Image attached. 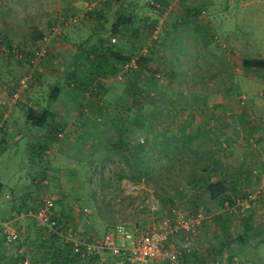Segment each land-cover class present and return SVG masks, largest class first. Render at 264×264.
<instances>
[{
  "label": "rangeland",
  "instance_id": "374dc122",
  "mask_svg": "<svg viewBox=\"0 0 264 264\" xmlns=\"http://www.w3.org/2000/svg\"><path fill=\"white\" fill-rule=\"evenodd\" d=\"M125 1L127 8L124 14L127 18L131 16L132 21L127 29L122 27L121 32L110 37H116L118 42L115 47V51L118 50V54H110L111 64H130V62L126 63L122 59L124 54H121L123 51H130L133 57L131 59L134 60H137L141 54L147 56H151V53L155 54L157 42L158 45L163 47L164 42L168 39L166 34L169 29L175 30L173 33L177 35L176 40L178 39L179 41L177 46L179 49L184 47L185 51L181 53L180 50V55L171 56L172 49L166 46V49H169H167L168 52L166 50L164 52L167 60L162 62L159 59L157 61L154 56L147 70L140 75L136 74L137 76L135 77L131 75V69H125V66L116 67L118 71L114 75L102 78L101 82L106 86L104 103H97L99 100H95L97 105L92 115L84 118L77 116V114H70L67 118L57 116L56 118L58 119L56 121L61 125L69 123L67 122L68 119L71 122L75 121L69 123L70 126L71 124L73 126L77 119H83L91 125V129L86 131L85 134L81 131L79 132L80 137L79 133H77L75 141H72L73 147H70L72 144H68L70 140L68 136L72 135L69 133L70 126L68 125L67 128L64 127V132H61L58 138H55V141H50L51 147L48 148V153L41 161L33 162L31 161L32 157L27 158L26 164H24L27 167L25 173L23 171L24 154L26 153L25 141L20 142L19 148L18 146H11L8 147L6 152L0 154V182L5 185L6 191H11L17 185H20V198L25 201V198L31 197V201L27 202L31 206H35L36 203L38 204L43 200L51 199L56 204L60 221L64 227L72 229L73 232L80 236L93 238L94 240L102 238L105 233L111 234L118 224H127L132 228L141 226L147 230L156 227L164 218H169V216L173 218L185 217L188 214L183 213L184 209H191V205H189L190 199L188 196L183 197V195L193 194V189L198 187L196 186L198 185L197 183L191 184L190 182L198 179L201 175V172L193 166V163L203 157L201 148L204 147L202 141L204 136L201 135L191 141V137L180 136L183 135L182 132L176 138L174 137V140L185 141V144L179 142L180 146H176L174 142L169 141L170 146L174 147L172 152L166 151L167 146L164 144L165 142L161 141L163 139L160 136L158 137L159 148H154L157 138H150L149 133L152 132L150 129L151 124L156 123L158 115L156 108L158 106L162 108L165 114L160 117L165 124L175 120L178 122L177 111L180 112V110L186 109L188 114H185L179 120V126L186 124L189 118L193 116L195 118L194 124L196 123L199 128H202L200 120L203 121V124L209 118V114L205 112L216 110L219 116L225 118L224 124H226L227 130L230 132L226 134V139H223L224 136L216 135V139L210 141L211 151H215L218 146L217 143H219L220 149L224 147L223 150L226 151L228 149L227 152H229L230 147L222 145L228 142L230 137L232 142L237 139L243 141L245 146L247 144H257L258 138L253 137V141H251L252 138H249L247 133L249 127L251 129L250 125L253 123L255 125L256 120V127L258 128L259 126L261 130H264V69L245 66V60L248 59L264 60V0H184L186 2L183 4L180 3L182 0H159V4L165 9L163 13H160L155 8L153 0ZM16 2L18 1L12 0L13 6L8 5V12L13 10L14 13L28 18L29 15L42 16V11L46 10L49 24L44 21V31L36 29L37 31L33 32V36L36 37L38 33L42 32V36L48 35L54 28L57 31L58 29H69V27L76 24L70 21L73 17L78 18L77 24L81 20L82 23H80L88 33L99 32L103 34V38L109 37L107 35H109L115 23V16L121 8L118 3L111 0H71V2L67 3L69 5L64 8H61L59 2L51 1L47 4L50 7L45 5V9H42V0H28L25 2L28 3V6L25 5L24 7ZM78 3L79 5H76ZM196 6H201L200 8L203 9L199 15L201 21L197 23L200 29H197V26L192 24V22H188L187 25L179 22V19L182 20L185 17L186 7L193 8ZM0 8H3V6L0 5ZM41 23L42 21H40V26ZM30 24L32 30L37 28L35 21L31 20ZM21 25L15 24L14 29L19 28L17 39L25 40L26 38L21 35V33L25 34V30L22 29ZM27 25L24 24L26 29H28ZM176 25L177 27L175 28ZM180 25L184 26L179 27ZM134 31L139 32L140 35L138 33L135 35ZM170 32L172 33V30ZM171 33L170 36L173 35ZM55 34L50 37V41L47 44L48 48L45 46L47 50L55 38ZM193 34L196 35L195 38L192 37ZM39 39L41 40L42 37ZM39 39H37L38 41L35 44H22L19 46L12 41V38L1 36L0 45L7 42L11 46L14 43L17 46L13 45L12 47L31 55L40 46ZM186 45L187 47H185ZM203 45L207 49V53L203 52L208 60L206 64H201L199 60L194 61L195 51L198 47L200 51H203ZM209 48H211V51L221 52L222 64H213L214 58L212 62H209V56L212 54L208 53ZM45 55L43 58H46ZM182 55L185 57L183 58V64L180 63V56ZM176 57L179 64H173L172 69V64L170 66V64L166 63H171L169 58L175 59ZM6 59H8V62H15L16 64L14 65L16 67L21 66L20 68L18 67L16 73L10 74L9 78H7L8 83L11 84L7 87L10 90L7 93L9 98L23 76L33 75L28 89L22 93L21 100L23 101L13 104V107H18L22 111V109H25L24 106L29 107L26 95L27 92H32L35 67L19 62L14 56L10 54L7 56V54L0 51V65L5 64ZM65 65L67 67L70 66V64ZM85 66L86 69H91V64H86ZM62 72L63 70L59 69L57 76L62 74ZM158 74L160 78L156 77ZM177 74L183 75L184 78L180 80ZM53 80L49 79L48 82L45 81L42 85V97L44 95L45 97L47 96L49 88L53 86ZM132 80L137 81L136 87H133ZM129 87H132L133 91H136V88L137 92L142 91L143 95L139 104L135 103L138 102L137 100H134L137 97L128 99V95H132L129 92ZM159 92L164 93L165 97L169 98L166 99L171 101L164 99L167 102L165 103L163 99L158 100L155 96ZM224 94L225 100L222 98ZM220 102L223 105L219 106ZM126 104L127 106H125ZM42 106H44V103ZM232 109L236 112L234 116L228 115ZM192 112L194 113L192 114ZM117 114L121 115L120 121L117 120L118 123L116 122ZM24 116H27L26 113ZM24 116L21 113L19 115L20 120L16 118L13 122L10 121L11 119L7 120L6 128L9 126L12 131L8 135L10 141L16 138L14 133L17 132L16 128L21 127L20 124L22 123L23 125L25 124L24 119L26 117ZM93 117H95L96 122L100 126H112L111 129H107L110 134L112 130L115 131L119 128L121 122H129L130 120L128 119L130 118L136 120L137 122L131 124L134 126V130L130 131L129 135L136 140V144L140 148H143V141L148 140L149 150L138 153L135 160L132 159L130 163L122 161L119 156L109 151L106 144L107 141L102 140L103 136L94 128L92 122L91 124L88 122ZM126 125L130 124L127 123ZM25 128L27 129V127ZM179 130L181 129L179 128ZM40 132L39 130L31 129L32 138H37ZM166 136L164 140L170 138V135L169 137ZM260 140H262V137ZM239 141L236 142L241 145ZM220 149L215 151L217 155L221 152ZM239 150L242 151L241 149ZM28 152L30 153L31 150H28ZM189 159L190 162L188 161ZM219 165L221 164L219 163ZM211 167L213 168V166ZM47 168L50 173L47 174V178L42 180L38 173ZM243 168V175L249 177L250 181L247 193L260 189L264 190V178L261 176L264 171L261 170V166H248L247 168L245 166ZM255 170L257 173L253 174ZM141 173L144 176H141ZM23 174L27 175H24V180H21ZM255 180H257L256 183ZM30 187L33 188L31 193L27 191ZM202 189L204 190V188ZM152 196H158L162 200V212L153 213L146 206V200ZM263 198L264 194H262V197L253 200L250 203L251 208L249 211L256 204L259 205ZM85 208L89 210V213L83 215L80 210ZM203 208V210L208 211L210 219L213 215L216 216L214 209L220 211L212 203H206ZM225 209L228 210L227 208ZM225 209L221 211L223 212L222 215L229 220V213L225 212ZM232 217L230 216V219ZM242 219L239 220L241 225ZM226 222L227 220L224 223ZM23 223L30 227L29 235L26 232L22 236L23 241L29 243L28 247L30 246L33 249V254L28 253V256L33 260L37 253L42 251V249L39 251L36 249L37 246L42 244V231L32 219H25ZM212 223H214V219ZM224 223L218 224V229L216 230L217 234L219 233V240H226V237L233 234L230 223H227L229 228L227 231L222 226ZM204 227L206 228V226H203L199 230L200 233L204 230ZM7 247L11 249L7 250L6 253L9 252L14 256L10 259L11 262L9 264H12L16 255V247ZM229 255H234V252L229 251ZM237 256L243 258L239 254ZM224 258L225 256L222 255L218 261H223ZM223 262L226 263L225 260ZM192 263L195 264L196 262L193 261ZM213 263L215 262L209 254L208 264ZM231 264H243V261L238 259V261L233 263L232 260Z\"/></svg>",
  "mask_w": 264,
  "mask_h": 264
},
{
  "label": "crops",
  "instance_id": "0c3cea01",
  "mask_svg": "<svg viewBox=\"0 0 264 264\" xmlns=\"http://www.w3.org/2000/svg\"><path fill=\"white\" fill-rule=\"evenodd\" d=\"M15 1H18L16 3H20L23 7L25 5L28 6V3H25L28 0H15ZM51 1L59 2V5L61 6V8L68 6L69 4H67V3L71 2V0H42V9H45V5L48 6L47 4L50 3ZM185 2L186 1L182 0L180 3L183 4ZM0 5L3 6V8H0V37L5 36V37H9V39L12 38V41L16 42L17 45H19V46L22 44H35L38 41L37 39H39L41 37L43 38V36H42L43 32L42 31H44L43 30L44 21H46L45 22L46 24H49V20H48L47 14H46L47 13L46 10L42 11V16L41 15H37V16L29 15L27 18L26 16H22V15H18V13L17 14L14 13L13 10H9L10 12L7 11L9 9V6H13L12 0H0ZM76 5H79V3ZM6 7H8V8H6ZM48 7H50V6H48ZM187 18H188V20H187ZM173 19L176 20L175 18H173ZM31 20L35 21V26L37 27L33 30H32V28H30V26H31L30 21ZM179 20H180L179 22H183V23L186 20L188 23L189 20L190 21L192 20V16H189V17L185 16L184 19H182V20L179 19ZM198 20H199L198 21V23H199L201 21V18L199 17ZM40 21H42L41 26H40ZM80 22H81V20H80ZM80 22L78 24L76 23L75 25L69 27V29H66V30L58 29L57 33L54 36L55 38L52 40L51 45L49 46V49L48 50L46 49V55H45L46 58L41 59L40 63L37 64V66L34 68L35 79H34V83L33 84L31 83L33 86L32 90H31L32 92L30 93V91H29V92H27V95H26L27 100H28L27 104L29 105V107L24 106V108H25L24 110L22 109V111H21V110H19L18 107H13V104L11 103V97L9 98V96L7 94L10 91V90H8L7 87L9 85H11L10 83H8L7 78H9L10 74L16 73L19 66L16 67V65H14V64H16L15 62H8V59H6L7 61L4 62L5 64L0 65V145H1L0 146V154H3L4 152H6L8 147L18 146L20 144V142L22 143L25 141L26 153L24 154V161H23L24 173H25V171H27V167L24 166V164H26L25 162L27 161L28 157L31 158V156L29 155L30 153L28 152V150H30V148H31V145L34 143L42 144V134H41L42 131L40 132V134H38L39 136H37V138L36 137L32 138L31 129H33V126L28 121V115L29 114H31V113L34 114L35 111H36V113L42 112V104L43 103H44V108L45 107L49 108L50 113L52 114V116H55V117L61 116V117L67 118L70 114H77V116L84 118V117H87L89 115H92L95 111V108H96L95 103H94V106H91V104L89 103V100H90V102H92V99H90L89 97L84 98L78 94H72V93L68 92L66 88L63 89L58 94L59 96L56 97V99H54L53 101H51V103L49 102V97H48L49 92H48L46 97H45V95H44V97H42V85L45 83V81L48 82L49 79H54L53 80L54 83L52 84L53 86H55V84L56 85L58 84L59 86L64 84L65 72L68 69L70 70V68H68L69 66L67 67V65H65V64H70L71 68L73 67V69H74L72 71L75 72L78 77L86 76V75H88V69H86L85 65L86 64L89 65V64H92L94 62V58H93V60L90 59L94 56L93 52L94 51L98 52L97 54L100 55V50H102V52H104V50L107 51V49L109 48L108 46H106V44H102V46H101L104 49H100L99 45H97L96 43L93 44L91 38H93L94 36L97 37L98 32H95L94 34L88 33V31L83 28V25L81 24L82 22L81 23ZM174 23L176 24V22H174ZM15 24H17V25L22 24L21 26H22V29L25 30V34L21 33V35L26 38L25 40L17 39L18 38L17 33H19V28L14 29ZM24 24H28L27 25L28 29H26L24 27ZM175 24H173V25H175ZM182 26H184V25H180L179 27H182ZM198 28H200V27H198ZM36 29L37 30L42 29V31H41L42 33H38L37 37L33 36V32L37 31ZM171 30H172V33L170 32ZM174 31H175L174 29H169V31L166 34V36L168 35L167 36L168 39L164 42L165 44H163V47H162V45L161 46L158 45V42H157L156 51L154 54V56L157 58V61H159V59H161L162 62L167 60L165 57V54H164L165 50H166V52H168L167 51L168 48L166 49V46L169 47L170 49H172L171 56H174L176 54L180 55V53H179L180 50H181V53H183L185 51L184 47L182 49L178 48L177 44H179V41H178V39L176 40L177 35H175V33H173ZM170 33L173 35L170 36ZM65 34H67V35H65ZM99 34H101V33H99ZM202 34H204V33H202ZM202 34H201V37H202ZM182 37H185V36H182ZM192 37L195 38L196 35L193 34ZM204 41H206V40H204ZM180 43H181V41H180ZM172 44H173V46H172ZM12 45L17 46L14 43ZM111 46H113V45H111ZM203 46H204L203 51H200L199 47L195 51V56H194L195 60L194 61L199 60L201 62V64H206V62H208V60H207L205 54H203V52L207 53V49H206L205 45H203ZM185 47H187V45ZM47 48H48V46H47ZM112 52L115 54H118L117 53L118 50L115 51V47L112 49ZM112 52H110V54ZM124 53H126V52L123 51V53L121 55H123ZM208 53H212L209 56V58H210L209 62H212V60L214 58L213 64H222L221 63V61H222L221 52L217 53V51H215V50L211 51V48H209ZM154 56H153V58H154ZM180 58H181L180 63L183 64L184 63L183 58H185V57L182 55V56H180ZM189 58H190V56H189ZM109 59H110V57H109ZM169 61H171V63L167 62L166 64H179L177 57L175 59L169 58ZM62 64H64V65H62ZM235 64H236V62H235ZM237 64H238V62H237ZM59 66H61V68H59ZM59 69L60 70L62 69L63 72H62V74L57 76L58 75L57 72ZM4 83H6V84H4ZM49 90H50V88H49ZM222 98H223V100L226 99L225 94ZM221 105H223V104L222 103L219 104V106H221ZM76 106H78V109H76L77 108ZM21 113L23 116L25 115V113L27 115V116H24V117H26L24 119V123L26 125L25 124L23 125V123L20 124L21 127L16 128L17 132H14L16 134V138H14L13 140L10 141V137L8 135L12 131H11V129H9V126H8V128H6V125H7L6 122H7V120H10V119H11L10 121L13 122V121H15V118L17 120H20L19 115ZM205 113L209 114V118L203 124H202L203 121L200 120L201 121L200 124L202 125V131L204 130L203 128H205L210 134H208L209 139H207L205 137H203V139H202L203 146H204L201 148V151L203 152L202 158L206 157V154L211 151L210 150L211 149L210 141L216 139L215 138L216 135L224 136L223 139H226V134H228L230 132L227 130L226 124H224L225 118L223 116H219L218 113L216 112V110H208ZM185 114H188V113H185ZM189 114H191V113H189ZM57 119L58 118H56V120ZM192 121H193L192 123H194L195 118ZM256 121H255V125L253 122H252L253 123L252 125L249 124L251 126V129L249 127L247 133H248L249 138H253V137L258 138L257 144H255V145L247 144V146H245V143L243 141H239V140L233 138V139H235V142H232V138L230 137L228 142H226L225 144L223 143V145H222L225 147H230V151L227 152L228 149L226 151H224L223 150L224 147H223V148H221V150H220L221 152H219V155L216 156L217 159H219L220 164L225 163L227 168L230 169L229 172H231L232 174L233 173L236 174V176L241 174L242 178H243V176L247 177V176L243 175V173H242L244 171L243 167H245V166H246V168L248 166H261V170L264 171V135H263L264 130H261L259 128V126H258V128L256 127ZM67 122L73 123L75 121L71 122V120L68 119ZM69 123H66L64 125L65 128H67L68 125L70 126ZM173 123L174 122H170V125L165 126V127L162 126V130L165 129V133L168 134V133H172L173 131H175V126H176V128L177 127L180 128V126L174 125ZM188 125H189V127L194 126V124H188ZM88 126L91 127V125H89L83 119H77L76 123L73 126L71 124V126L69 127V133H71L72 135L68 136V137H70L68 144H72V141H75L74 139L77 137V133H79L80 131L85 134V132L89 130ZM186 126L184 125L183 128H181V130H184ZM25 127H27V129ZM7 130H8V132H7ZM40 130H42V129H39V131ZM258 131H260L259 136H258ZM261 132H263L262 135H261ZM4 134H6V135L4 136ZM79 137H80V133H79ZM261 137H262V140H260ZM192 141H194V140H192ZM236 141L237 142L239 141V143H241V145H238ZM5 144H6V146H5ZM56 146H59V145H56ZM207 146H209V147H207ZM19 147L20 146H18V148ZM70 147H73V144ZM57 149H61V148H57ZM236 149H238V150H236ZM239 149H241L242 151H240ZM66 158H68V157L66 156ZM37 160L41 161V158L34 159L33 162H35ZM188 161L190 162V159ZM242 165H244V166H242ZM219 170H222V169H219ZM44 171L47 174L50 173L48 168L45 169ZM42 172L43 171L41 170L38 173L40 178H42ZM60 172H62V171H60ZM24 175H27V174H23L21 180L23 179ZM261 176H262V178H264V174H261ZM248 180H249V178L247 179V181ZM236 181H235V184L237 186H239L241 184L242 180L241 181L236 180ZM256 181L257 180H255V183H256ZM258 182H259V179H258ZM249 183H250V181H249ZM19 187H20V185H17V187L12 189L11 191L4 190V192H3L4 197H2V202H0V264H4V263L9 264L11 262L10 259L14 257L11 255V253H9V252L6 253V251L10 250L11 248L7 247V245L5 244V242L3 240V237L1 235L2 234V228L5 227V225H8L11 230H17L18 232H20L22 242H23L22 234L27 232V235H29L28 233L30 232V227L27 226L26 223H23V221H25V219H31L30 217L26 216V214H27V212H29V210L32 207H29L27 211L23 210V208H25V206L22 205L23 202H22V198H20L21 192H20ZM26 189H28V188H26ZM27 191L31 193L33 191V188L30 187V189ZM5 195H6V197L8 195H11V196H13L14 199H12L11 201H8L7 198L5 197ZM27 202L28 201L26 199L24 201V203H27ZM213 205L216 206L215 202H213ZM25 209H27V208H25ZM215 210L216 209H214V211ZM225 211H227V210L225 209ZM250 211L247 213L248 215L246 214V218H245V220L242 221V225L240 224L239 218L232 217L231 219H233V220L230 219V221H228V218L221 215V210L216 211V216L214 215V217L220 216V219L222 218V220L219 219L217 221V224L212 223V221H211L210 225L208 223L206 228L204 227V230L201 231L197 241L195 242V246H194L195 247L194 251L197 253L198 256L195 258L190 257L189 264H194V263H192L193 261L196 262L195 264H206L209 262V253H211L212 248L213 247L220 248V246L218 244H219V242L222 241V239L219 240V236H218L219 233L217 234V232H216V230L218 229V224H222L226 220H227V222L224 223V225H222L223 227H225V231H227L229 229L227 227L228 222L230 223V228L233 231V234L229 235L232 237L231 252H234V255H231V256L233 257V259H232L233 263H234V261L235 262L238 261V259H242L243 264H245V262H249L246 264H264V198L260 201L259 205L256 204ZM155 213H157V212H155ZM15 224H16V226H14ZM226 228H228V229H226ZM254 233L256 235H254ZM107 234L108 233H105L104 236ZM77 235L80 236L79 234H77ZM25 236H26V234H25ZM104 236H102V238ZM81 237H85V236H81ZM85 238H87V237H85ZM102 238H100V239H102ZM237 238H238V240H237ZM100 239H98V240H100ZM240 239L245 241L248 245L251 244V248L249 249L250 251L245 250L246 246L243 247L244 244H243V242H241ZM90 240L93 241L94 239L90 238ZM95 240H97V239H95ZM228 242H229V240H224L223 244L228 243ZM17 253H18V251L16 250L15 257H17ZM238 254L243 256V258H239V256H237ZM250 256H252V257H250Z\"/></svg>",
  "mask_w": 264,
  "mask_h": 264
},
{
  "label": "trees",
  "instance_id": "16d2710c",
  "mask_svg": "<svg viewBox=\"0 0 264 264\" xmlns=\"http://www.w3.org/2000/svg\"><path fill=\"white\" fill-rule=\"evenodd\" d=\"M111 1L118 3L121 6V8H120L118 14L115 16V23L113 24L112 29L109 32V35H107L109 37L103 38V34H99V32H98L97 37L94 36L93 38H91L93 44L96 43L97 45H99L100 49H104L101 47L102 44H104V43L107 44V46L109 48L107 49V51L104 50V52H102V50L99 49L100 55L97 54L98 52H95V51L93 52L94 56L90 59L93 60V58H94V62H93L94 64H91V69L88 68V75H86V76H82V77L80 76L81 78L78 77L77 74L72 71V70H74L73 67L71 68V66H69L68 68H70V70L68 69L65 72L64 84H62L61 86H59L58 84L57 85L55 84V86L50 87L49 96H48L50 103H51V101L56 99V97L59 96L58 94L65 88L67 89L68 92H70L72 94H78L84 98L89 97L90 99H92V102H90V100H89V103L91 104V106H94L95 100H97V101L99 100L97 103H99V102L104 103V98L106 95V92H105L106 86H104L103 83L101 82L102 78L104 76L114 75L118 71V69H116V67H118V66L124 67V66L129 65V64H111L110 63V59H109L110 52H112V49L114 47H116V45H118L117 44L118 42L115 44H111V41H110L111 38L110 37L112 35H117L119 32H121L122 27H125L127 29V27H129L131 25V21H132L131 16L129 18H127L124 14V12L126 11V8H127L126 4H125L126 3L125 0H111ZM159 3H160L159 0H153V5H155V8L158 11H160V13L165 12L164 7H162L161 4H159ZM200 7H198V6L193 7V8L186 7V11H185L186 17L192 16V20H191L192 24H195L197 26V29H200V28H198L199 26L197 23L199 21L198 20L200 17L199 15L202 13V10H203ZM187 20H188V18H187ZM191 21L189 20L188 22H191ZM184 23H185V25H187L186 20ZM176 27H177V25H176ZM137 33H138V35H140L139 32L134 31L135 35H137ZM111 45H113V46H111ZM11 46H13V45H11ZM111 54H113V52ZM8 55L9 54H7V56ZM153 56H154L153 53H151V56L141 54V56L138 57L136 60L135 67L131 68V73H132L131 75L133 77H135V76H137L136 74L140 75L142 72H145L149 66L150 61L153 60ZM131 58H133L132 54L130 51H128V52L124 53L122 59L125 60V62L127 63V62H131V60H132ZM170 66H171V64H170ZM245 66L249 67V68L264 69V60H262V59H248V60H245ZM171 68L173 69V64H172ZM177 75L180 77V80H182V78H184V76L181 74H177ZM156 77L160 78V75L158 74V75H156ZM132 81H133L132 82L133 87H136L137 81H134V80H132ZM191 81H192V79H191ZM129 92L132 93V95H128V99H130L132 97H137V99L134 98V100H137L138 102H135V101L134 102L139 104L141 102V96L143 95L142 91L137 92V88H136V91H133V88L129 87ZM179 95H181V94H179ZM155 97L158 100L159 99L164 100L166 98L169 99L168 97H165L164 93H162V92H159V94H156ZM163 97H165V98H163ZM167 99H166V101H171V100H167ZM166 101H165V103H167ZM185 101L187 102V100H185ZM97 103H95V107H96ZM125 106H127V104ZM42 107H43L42 112L36 113V111H35L34 114L31 113L28 115V121L33 126V129H36V130L42 129V130H40V131H42V144L34 143L31 145V148H30L31 152L29 155L32 157V161L34 159H38V158L43 159V157L48 153V148L50 147V141L51 140L55 141L56 140L55 138H58V135L61 134V132H64V127H65L64 125L58 124V122L56 121V117L52 116V114L49 111V108H46V107L44 108V106H42ZM76 107L75 108L78 109V106H76ZM156 110L158 113L157 118L155 117L156 123L151 124L150 129L152 132L149 133L150 138H157L156 139L157 142H156V144H154V148H159V140H158L159 138L158 137L161 136L163 139L161 141L163 143L165 142L164 144L167 146L166 151L172 152V150H174L173 149L174 147L170 146L169 141L172 143L174 142V144L176 146H180V143L185 144V141H182V140L178 141L177 139L174 140V137L176 138V136L180 135L182 132H183V135H180V136L191 137L190 138L191 141H192V139L194 140V138L196 139V138L200 137L201 135H203L205 138L209 139L208 134H210V133L205 128H203L204 130L202 131V128H199L196 123L195 124L192 123L193 122L192 120L194 119L193 116H191V118H189V121L186 124H184L185 126L187 125L184 130H179V127H177V128H175L176 132L173 131L172 133H168V134L165 133V129L162 130V126H164V127L168 126V125H170V123L165 124L164 121L161 120L162 118H160V117L163 116V114H164L162 108H160L158 106L156 108ZM186 112H187L186 109H182V110H180V112L177 111L176 115H178L177 116L178 122L180 119H182V117L185 116L183 114H185ZM193 113L194 112H192V114ZM235 113L236 112L232 109L228 113V115L234 116ZM120 116L121 115L117 114V117H118V118L116 117L117 123H118L117 120L120 121V119H121ZM128 120H130V121L129 122L124 121V123L121 122L119 128H117L115 131L112 130L111 134L107 129H111L112 126H108V125L100 126L96 122L95 117L88 120V122H90V124L92 122V125L98 131V133L101 136L106 138V139L105 138L103 139V137H102V140L107 141L106 142V144L108 145L107 148L109 149V151L112 154L115 153L117 156H119L121 158L122 161L130 163V162H132V159L135 160V157L137 156L138 153H141L143 151H148L149 149H148V140L143 141V144H142L143 148H140L136 144V140L133 139L132 137H130V135H129L130 131L134 130V126L131 124H133L137 121L134 119H131V118ZM178 122H176V120H175L174 124L179 126L180 124H178ZM127 123L130 125L127 126L126 125ZM188 124H194V126L189 127ZM183 126H180V129L183 128ZM88 129H91V128L88 127ZM93 133H95V132H93ZM166 135L168 137L170 135V138H168V140H164V137ZM217 144H218V146H217V149H215V151H218L220 149L219 148L220 144L219 143H217ZM215 151L212 150V151L208 152L206 154V157L200 158V159H198V161L193 163V166H195L197 169H199V171L201 172V175L198 177V179H195L194 181H191L190 183L193 184L195 182L198 184V185H196L198 187H197V189H193V194L183 195V197L188 196V198L190 199L189 205H191V209H184L183 213L188 214V216H191V215L196 216V214H198L199 212L204 213L205 220H204L201 228H203V226H207V224L210 223L211 221L213 222V219H214V223L220 219V216L214 217V215L210 219L208 211L203 210L204 209L203 207H205L206 203L207 204L208 203L213 204V202H215L216 208L220 209L221 211H223V209L227 208L228 210L225 212L229 213V220H230V216L231 217L233 216V217L239 218V220L243 218L242 219V221H243V220H245L246 214L248 213L247 211L235 213V212L231 211L230 208L235 206L237 204L238 200L246 197L247 191L249 190V186H248L249 180L247 181V179L249 177L247 178V177L243 176V178H242L241 174H239L237 176L234 173L232 174L231 172H229L230 169L227 168L225 163H222L221 165H219L220 161H219V159H217V157H216L217 153ZM211 166H213V168ZM219 169H222V170H219ZM141 176H144V174L141 173ZM45 178H47V173H45V171H43L41 179L44 180ZM139 180H141V178H139ZM236 180H239V181L242 180L241 184L239 186H237L235 184ZM202 188H204V190ZM4 190H5V186L2 182H0V202H2V197H4V195H3ZM5 197H6V195H5ZM158 198L160 199V197H158ZM12 199H14V198L11 195H9V198H7L8 201H11ZM31 199L32 198L29 197V198H27V201L30 202ZM25 200H26V198H25ZM23 201L24 200L22 198V202ZM43 201L38 203V204L36 203L35 206L43 203ZM160 202H161L160 203L161 208L158 211L159 213L162 212V210H163V204H162L161 199H160ZM32 204H34V203H32ZM54 204H55V202H54ZM22 205L25 206V208H27V209L23 208L24 211L25 210L27 211L29 207H35L34 205L31 206V204H27L24 202ZM55 209L57 211L56 204H55ZM215 211H218V210H215ZM222 213L223 212H221V215H222ZM81 214L86 215L84 213H81ZM169 218L174 223L176 221H178V219H179L177 217L173 218L172 216H169ZM164 219H166V218H164ZM36 225H37V223H36ZM37 227H39V226L37 225ZM130 228L132 230H136V228H139L140 230H144V231L152 229V228H150V229L146 230L145 228H143L141 226H138L136 228H132V227H130ZM39 229L42 231L43 240H42V244L37 246L36 249L38 251L40 249H42V251L38 252L37 255L33 258V260H31V258L28 256V253H30V254L34 253V252H32L33 249H31L30 246L28 247L29 243L24 242V241L22 242L20 232H18L17 230L16 231L19 233L20 239L12 245H8L5 243L7 246H11L13 248L16 247V250L18 251L17 257L14 258V260L12 261V264H18L19 260H21V259L24 260L26 258H28L30 260V264H100V258L101 257H105L108 262L115 264V262L118 260L117 257H115L109 253L96 254L91 259L83 258L80 254H76L73 251V247L71 246L70 243L65 242L55 232H49L48 230H46L43 227L42 228L39 227ZM3 230H4V227L2 228V232H3ZM70 230H72V229L66 228L63 226L62 222L60 221V217H59L58 231L60 233L61 232L66 233ZM255 233H254V235H256ZM1 235H2L3 240H4L3 234H1ZM199 235H200V231H198L196 236L192 237L190 240V251L184 253L185 264H189L190 257L195 258L198 256L197 253L194 251L195 250L194 246H195V242H196L195 240L198 239ZM226 240H229V242L223 244L224 240L222 239V241L219 242V244H218L220 246V248L213 247L211 250V253H209L211 259L214 260V262H215L213 264H231L232 256L229 255V251L231 252V249H232L231 248L232 237L228 236ZM237 240H238V238H237ZM240 240L244 244L243 247L246 246L245 250L250 251L249 249L251 248V244L248 245L242 239H240ZM175 241H176V244H178L180 246L183 244V237H182L181 233H179V235H177L175 237ZM222 255H224L225 258H227V259L224 258L226 263L223 262L224 260L218 261L219 257L221 258ZM206 264H208V263H206Z\"/></svg>",
  "mask_w": 264,
  "mask_h": 264
},
{
  "label": "built area",
  "instance_id": "2783aa9c",
  "mask_svg": "<svg viewBox=\"0 0 264 264\" xmlns=\"http://www.w3.org/2000/svg\"><path fill=\"white\" fill-rule=\"evenodd\" d=\"M73 23L78 22L77 17L70 20ZM57 33V29H52L48 35H45L40 40V46L34 54L29 55L21 50L10 46L7 42L0 45V51L4 54H11L19 62L29 64L36 67L46 53L47 44L50 37ZM111 44L117 43V39L112 37ZM136 60L132 59L130 64L125 66V69L135 67ZM33 75L23 76L13 94L11 103L18 104L21 100L22 93L29 87L30 80ZM240 129V128H238ZM253 141V138L251 139ZM257 171H253L256 174ZM264 190H257L252 193H247L246 197L237 201V204L230 208L231 211L245 212L251 208L250 203L253 200L262 197ZM9 198V195L7 196ZM160 199L157 196H152L147 199L145 204L152 212H158L161 208ZM81 213H89L88 209L80 210ZM26 216L32 218L39 227H43L49 232H55L65 242L70 243L73 251L80 254L83 258L91 259L94 255L100 253H109L118 258L115 264H185L184 253L190 251V240L196 236L197 232L202 227L205 220L203 212H199L196 216L181 217L175 223L166 218L151 230H132L127 224L117 225L111 234L105 235L100 240H90L89 238L78 236L72 230L66 233H60L59 214L55 209V204L51 199H46L43 203L32 207ZM182 234L183 244H176L175 237ZM4 241L8 245L16 243L20 239V235L16 230H11L8 225H5L2 232ZM18 264H30L28 258L21 259ZM100 264H112L105 257L100 258Z\"/></svg>",
  "mask_w": 264,
  "mask_h": 264
}]
</instances>
